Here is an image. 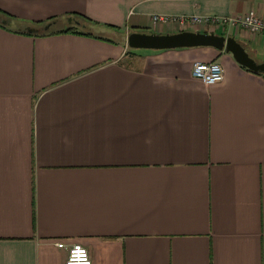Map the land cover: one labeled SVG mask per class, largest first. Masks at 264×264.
<instances>
[{
	"label": "crops",
	"instance_id": "obj_1",
	"mask_svg": "<svg viewBox=\"0 0 264 264\" xmlns=\"http://www.w3.org/2000/svg\"><path fill=\"white\" fill-rule=\"evenodd\" d=\"M252 9L264 18V0H0V264H65L56 240L93 264H264V73L213 46L127 43L216 33L263 62L262 33L151 19ZM196 61L224 78H194Z\"/></svg>",
	"mask_w": 264,
	"mask_h": 264
},
{
	"label": "built area",
	"instance_id": "obj_2",
	"mask_svg": "<svg viewBox=\"0 0 264 264\" xmlns=\"http://www.w3.org/2000/svg\"><path fill=\"white\" fill-rule=\"evenodd\" d=\"M153 23L169 24L179 22L181 25L197 24L207 26H228L230 28L243 27L251 32L264 34V18L256 10L232 16V15H170L157 13L151 16ZM192 75L194 78L211 85L221 81L225 76L223 65L218 61H196L193 64ZM54 243L60 248H66L68 255L65 264H93L90 250L80 242L66 243L64 240H56Z\"/></svg>",
	"mask_w": 264,
	"mask_h": 264
},
{
	"label": "water",
	"instance_id": "obj_3",
	"mask_svg": "<svg viewBox=\"0 0 264 264\" xmlns=\"http://www.w3.org/2000/svg\"><path fill=\"white\" fill-rule=\"evenodd\" d=\"M3 24L8 23L2 18ZM51 23L39 27L28 26L25 30L38 34L48 30ZM128 46L139 49H173L180 47L213 46L220 50L232 52L235 59L247 68L264 73V61H256L241 42L234 36L219 35L216 33L183 30L176 33H148L134 31L127 36Z\"/></svg>",
	"mask_w": 264,
	"mask_h": 264
},
{
	"label": "trees",
	"instance_id": "obj_4",
	"mask_svg": "<svg viewBox=\"0 0 264 264\" xmlns=\"http://www.w3.org/2000/svg\"><path fill=\"white\" fill-rule=\"evenodd\" d=\"M10 19V18H9ZM86 21H88V22H91V20H86ZM41 23H38V24H36V25H40ZM54 31H56L55 30V27H53V24H51V26H50V28L48 29V30H45V31H43V32H41V33H38V34H46V33H52V32H54Z\"/></svg>",
	"mask_w": 264,
	"mask_h": 264
},
{
	"label": "rangeland",
	"instance_id": "obj_5",
	"mask_svg": "<svg viewBox=\"0 0 264 264\" xmlns=\"http://www.w3.org/2000/svg\"><path fill=\"white\" fill-rule=\"evenodd\" d=\"M139 50H142V49H139ZM144 51L146 50V49H143Z\"/></svg>",
	"mask_w": 264,
	"mask_h": 264
}]
</instances>
